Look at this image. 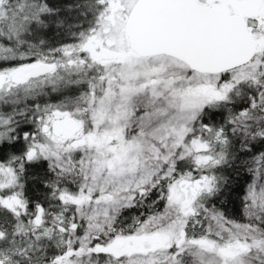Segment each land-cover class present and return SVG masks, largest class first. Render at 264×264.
Returning a JSON list of instances; mask_svg holds the SVG:
<instances>
[{
  "label": "snow or ice",
  "instance_id": "1",
  "mask_svg": "<svg viewBox=\"0 0 264 264\" xmlns=\"http://www.w3.org/2000/svg\"><path fill=\"white\" fill-rule=\"evenodd\" d=\"M0 264H264V0H0Z\"/></svg>",
  "mask_w": 264,
  "mask_h": 264
},
{
  "label": "trees",
  "instance_id": "2",
  "mask_svg": "<svg viewBox=\"0 0 264 264\" xmlns=\"http://www.w3.org/2000/svg\"><path fill=\"white\" fill-rule=\"evenodd\" d=\"M237 182V186L242 187L245 185L247 181L251 179L250 174L246 171H242L238 177L235 178ZM239 192H234L230 199V202L224 206L225 211L228 212L230 215H236V209L239 207V199H238Z\"/></svg>",
  "mask_w": 264,
  "mask_h": 264
}]
</instances>
